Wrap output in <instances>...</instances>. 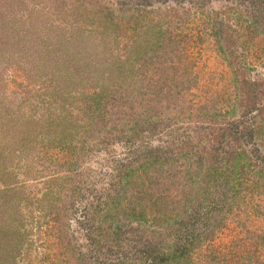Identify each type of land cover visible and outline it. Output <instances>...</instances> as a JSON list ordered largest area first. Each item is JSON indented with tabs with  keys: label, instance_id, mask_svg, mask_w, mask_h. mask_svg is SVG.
Here are the masks:
<instances>
[{
	"label": "trees",
	"instance_id": "16d2710c",
	"mask_svg": "<svg viewBox=\"0 0 264 264\" xmlns=\"http://www.w3.org/2000/svg\"><path fill=\"white\" fill-rule=\"evenodd\" d=\"M32 1L0 0V166L27 155L61 208L89 150L128 154L74 220L86 242L67 209L48 213L71 232L65 262L264 264V232L226 231L239 200L264 198V0Z\"/></svg>",
	"mask_w": 264,
	"mask_h": 264
},
{
	"label": "rangeland",
	"instance_id": "374dc122",
	"mask_svg": "<svg viewBox=\"0 0 264 264\" xmlns=\"http://www.w3.org/2000/svg\"><path fill=\"white\" fill-rule=\"evenodd\" d=\"M31 2L33 1L31 0ZM46 2L51 4L50 0H46ZM228 2L231 3V0H212L211 4L215 8H220ZM31 5L33 6V4ZM46 11L47 9L43 10V17ZM15 56L19 59V54ZM5 65V63L0 62V73ZM42 71L50 74V70H46V68H43ZM179 130V133H175L173 138L164 135L162 139H154L152 144L154 146L159 144L169 146L174 139L183 136L184 128ZM253 145L249 146L250 150L254 149ZM258 151H253V153L251 151L252 156L259 166H264L262 159L264 147H259ZM14 154L16 153L13 152L12 155ZM26 157L24 160L26 159L28 165L18 170L11 171L6 166H0V264H67L62 253L64 251L61 249L62 242L67 243L66 241L71 240V232H76L75 235L79 237L80 242L84 243L87 239L84 236V231L78 232L79 227L74 221L75 218H82L86 209L89 210V214L94 212L95 207L103 199L104 191L107 192L105 189L109 184V176L114 171V165H112L114 158L126 161L128 154L125 148L119 144L89 150L87 163L83 169L82 187H79L80 195L73 198L74 201L68 198L57 201L61 208L51 206L54 201V193L50 191L49 194H45L49 190L45 184V180L49 178L48 175L37 172V165ZM9 161L17 167L18 161ZM219 185L221 186L220 183ZM66 201L69 203L67 207L64 205ZM238 204L233 208V212L228 214L229 228L226 231L236 228L234 229L236 234L233 231L234 234L232 235L234 238L238 236L247 237L246 235H252L256 231L261 235L264 232V216H262L264 198L262 200L258 196L247 197L243 201L239 200ZM73 205L75 207H72ZM56 209H61L62 213L67 209L66 213L70 214L69 227H71V232L68 238L66 235L61 237L60 233H56L59 225L55 226L53 219L48 215L49 212H55ZM213 219L210 218L209 221L213 222ZM11 229H16L17 233L14 236H7V239L2 242L1 238ZM52 232L56 234L53 236ZM200 248L202 249L196 248V250L205 251L206 246ZM4 253H7V257L3 255ZM44 256L47 257L45 261L42 259Z\"/></svg>",
	"mask_w": 264,
	"mask_h": 264
}]
</instances>
